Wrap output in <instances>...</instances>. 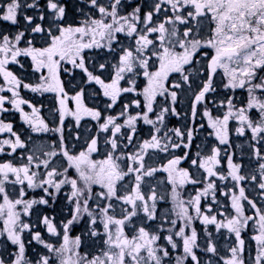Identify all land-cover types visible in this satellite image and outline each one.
<instances>
[{"label":"snow or ice","instance_id":"1","mask_svg":"<svg viewBox=\"0 0 264 264\" xmlns=\"http://www.w3.org/2000/svg\"><path fill=\"white\" fill-rule=\"evenodd\" d=\"M0 264H264V0H0Z\"/></svg>","mask_w":264,"mask_h":264},{"label":"trees","instance_id":"2","mask_svg":"<svg viewBox=\"0 0 264 264\" xmlns=\"http://www.w3.org/2000/svg\"><path fill=\"white\" fill-rule=\"evenodd\" d=\"M24 95L26 98H31L34 94L25 92ZM50 98H51L50 95H46L45 97L40 98V99H42L45 103H47ZM14 122L16 123V120ZM19 124H20V122H19Z\"/></svg>","mask_w":264,"mask_h":264},{"label":"flooded vegetation","instance_id":"3","mask_svg":"<svg viewBox=\"0 0 264 264\" xmlns=\"http://www.w3.org/2000/svg\"><path fill=\"white\" fill-rule=\"evenodd\" d=\"M16 124L19 125V119H18V117L16 118Z\"/></svg>","mask_w":264,"mask_h":264},{"label":"rangeland","instance_id":"4","mask_svg":"<svg viewBox=\"0 0 264 264\" xmlns=\"http://www.w3.org/2000/svg\"><path fill=\"white\" fill-rule=\"evenodd\" d=\"M18 117V116H17Z\"/></svg>","mask_w":264,"mask_h":264}]
</instances>
